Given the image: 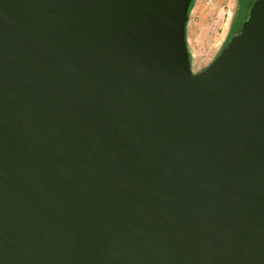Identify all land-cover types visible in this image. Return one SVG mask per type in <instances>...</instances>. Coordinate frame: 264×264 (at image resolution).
I'll return each mask as SVG.
<instances>
[{
    "label": "water",
    "instance_id": "95a60500",
    "mask_svg": "<svg viewBox=\"0 0 264 264\" xmlns=\"http://www.w3.org/2000/svg\"><path fill=\"white\" fill-rule=\"evenodd\" d=\"M192 0H0V264H264V0L203 70Z\"/></svg>",
    "mask_w": 264,
    "mask_h": 264
},
{
    "label": "rangeland",
    "instance_id": "374dc122",
    "mask_svg": "<svg viewBox=\"0 0 264 264\" xmlns=\"http://www.w3.org/2000/svg\"><path fill=\"white\" fill-rule=\"evenodd\" d=\"M236 3L237 0H195L187 24L192 72L203 70L225 46Z\"/></svg>",
    "mask_w": 264,
    "mask_h": 264
},
{
    "label": "trees",
    "instance_id": "16d2710c",
    "mask_svg": "<svg viewBox=\"0 0 264 264\" xmlns=\"http://www.w3.org/2000/svg\"><path fill=\"white\" fill-rule=\"evenodd\" d=\"M195 0H192L189 9H188V15L190 14L193 5H194ZM253 1L252 0H237V8H236V13L234 17V21L232 23V26L230 28L229 36L226 40V43L228 42L229 38L233 36L234 34L237 33L239 28L241 27L242 22L244 21L246 14L252 5ZM225 43V44H226Z\"/></svg>",
    "mask_w": 264,
    "mask_h": 264
},
{
    "label": "flooded vegetation",
    "instance_id": "af4514ba",
    "mask_svg": "<svg viewBox=\"0 0 264 264\" xmlns=\"http://www.w3.org/2000/svg\"><path fill=\"white\" fill-rule=\"evenodd\" d=\"M236 8H237V3H236ZM235 13H236V10H235ZM235 13H234V15H233V18H232V21H231V25H230V27L232 26V23H233V21H234Z\"/></svg>",
    "mask_w": 264,
    "mask_h": 264
},
{
    "label": "crops",
    "instance_id": "0c3cea01",
    "mask_svg": "<svg viewBox=\"0 0 264 264\" xmlns=\"http://www.w3.org/2000/svg\"><path fill=\"white\" fill-rule=\"evenodd\" d=\"M186 41H187V46L189 45L188 39H187V27H186Z\"/></svg>",
    "mask_w": 264,
    "mask_h": 264
}]
</instances>
